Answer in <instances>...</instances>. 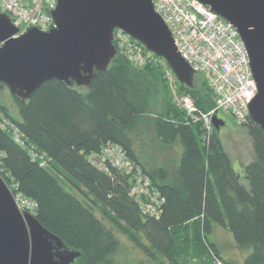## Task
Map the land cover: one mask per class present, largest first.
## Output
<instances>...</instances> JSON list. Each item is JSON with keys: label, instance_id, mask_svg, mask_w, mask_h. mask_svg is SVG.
<instances>
[{"label": "trees", "instance_id": "trees-1", "mask_svg": "<svg viewBox=\"0 0 264 264\" xmlns=\"http://www.w3.org/2000/svg\"><path fill=\"white\" fill-rule=\"evenodd\" d=\"M164 67H136L117 52L88 87L50 80L25 101L12 96L19 119L0 102L20 141L0 125V176L35 204L31 215L43 228L80 254L73 264H235L210 241L214 226L245 252L243 264H264V132L249 117L241 125L254 153L242 183L213 129L207 135L173 101ZM176 83L199 112L214 108L205 79L199 88ZM160 90L164 110L153 114ZM108 144L122 149L132 172L92 163ZM137 172L162 199L158 218L130 194ZM116 230L141 259L123 257Z\"/></svg>", "mask_w": 264, "mask_h": 264}, {"label": "water", "instance_id": "water-1", "mask_svg": "<svg viewBox=\"0 0 264 264\" xmlns=\"http://www.w3.org/2000/svg\"><path fill=\"white\" fill-rule=\"evenodd\" d=\"M230 23L246 50L256 95L248 117L264 132V0H196ZM50 12L55 28L17 29L0 13V86L25 101L44 82L88 87L96 71L116 56L119 30L163 59L176 80L191 87L195 72L180 57L171 33L150 0H56ZM224 124L212 117L218 132ZM79 253L22 212L0 176V264H73Z\"/></svg>", "mask_w": 264, "mask_h": 264}, {"label": "built area", "instance_id": "built-area-1", "mask_svg": "<svg viewBox=\"0 0 264 264\" xmlns=\"http://www.w3.org/2000/svg\"><path fill=\"white\" fill-rule=\"evenodd\" d=\"M150 1L169 29L180 57L195 73L204 77L214 103L210 112L201 113L190 97L180 96L178 106L188 116L200 120L207 135L213 129L212 117L217 112L231 115L242 125L248 117V105L256 95V87L246 50L235 28L196 0ZM56 4V0H0V13L10 17L17 29L15 37H18L31 28L41 32L55 28L50 12ZM113 43L116 51L136 67L143 66L154 55L119 30L114 32ZM0 120L2 128L12 131L14 138L20 142L16 129L1 112ZM1 157L0 154V161ZM106 161L126 173L133 170L124 152L117 146L108 144L92 158V163L101 168H105ZM130 194L138 201L143 214L159 217L162 199L151 190L150 182L139 172L135 174ZM15 201L22 212L31 215L34 211L33 202L20 196Z\"/></svg>", "mask_w": 264, "mask_h": 264}, {"label": "rangeland", "instance_id": "rangeland-1", "mask_svg": "<svg viewBox=\"0 0 264 264\" xmlns=\"http://www.w3.org/2000/svg\"><path fill=\"white\" fill-rule=\"evenodd\" d=\"M155 56V55H154ZM156 57V56H155ZM157 62L162 64L164 67V61L159 57L150 58L149 61ZM169 68V67H168ZM166 76V81L168 85V90L173 101L178 104V100L182 93L178 91L177 80L171 70L163 68ZM204 77L200 73H195L192 79V85L189 88H199L201 82H203ZM166 95L163 90H160L159 93L155 96L152 101L151 113H161L164 110V104L166 100ZM0 102L3 106L7 108L9 113L16 119H19V113L15 102L13 101L12 95L9 93L8 89L3 86L0 87ZM218 120L223 122V126L219 128V131L214 133L220 138L223 148L231 159L233 169L238 173L242 179V183H245L243 180L244 177V165L248 164L254 158L253 146L250 137L248 136L246 130L236 122V120L229 114L224 112H217L216 114ZM160 150V149H157ZM177 148L168 150L169 154L175 153ZM159 153H161L159 151ZM63 182V181H62ZM66 189L78 197V193L67 183L63 182ZM10 189V188H9ZM14 196V195H13ZM14 198H18L14 196ZM82 199V197H80ZM98 215L99 211H97ZM116 235L122 243V255L130 262H136L141 259V254L135 251L127 238L123 236L120 232L116 230ZM209 239L214 243L220 251V254L224 257L232 260L235 264H243V259L245 257V252L239 250L231 236V234L224 228L218 226L213 227V233L209 236Z\"/></svg>", "mask_w": 264, "mask_h": 264}, {"label": "flooded vegetation", "instance_id": "flooded-vegetation-1", "mask_svg": "<svg viewBox=\"0 0 264 264\" xmlns=\"http://www.w3.org/2000/svg\"><path fill=\"white\" fill-rule=\"evenodd\" d=\"M0 87H3V85H1Z\"/></svg>", "mask_w": 264, "mask_h": 264}]
</instances>
